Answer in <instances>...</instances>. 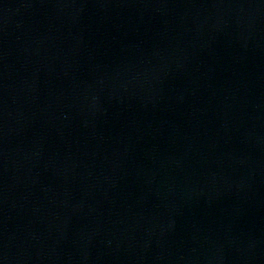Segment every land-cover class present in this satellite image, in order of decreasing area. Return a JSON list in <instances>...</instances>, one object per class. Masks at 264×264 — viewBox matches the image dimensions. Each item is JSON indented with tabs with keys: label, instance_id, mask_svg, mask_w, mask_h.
Instances as JSON below:
<instances>
[{
	"label": "water",
	"instance_id": "obj_1",
	"mask_svg": "<svg viewBox=\"0 0 264 264\" xmlns=\"http://www.w3.org/2000/svg\"><path fill=\"white\" fill-rule=\"evenodd\" d=\"M0 264H264V0H0Z\"/></svg>",
	"mask_w": 264,
	"mask_h": 264
}]
</instances>
